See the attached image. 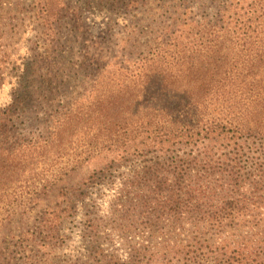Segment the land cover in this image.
I'll return each mask as SVG.
<instances>
[{"label": "trees", "instance_id": "trees-1", "mask_svg": "<svg viewBox=\"0 0 264 264\" xmlns=\"http://www.w3.org/2000/svg\"><path fill=\"white\" fill-rule=\"evenodd\" d=\"M50 2L0 0L47 53L0 109V264H264V0H115V54Z\"/></svg>", "mask_w": 264, "mask_h": 264}, {"label": "rangeland", "instance_id": "rangeland-1", "mask_svg": "<svg viewBox=\"0 0 264 264\" xmlns=\"http://www.w3.org/2000/svg\"><path fill=\"white\" fill-rule=\"evenodd\" d=\"M2 1L4 2V5H7V3L12 4L15 8L21 3L38 4L43 0ZM68 1L74 2L80 6L82 5L83 10H81V19L85 27L89 30L90 39L92 37L102 39L103 42L106 43V46L112 49L114 54L120 50L119 46L123 44V41L128 37L131 31L129 21L131 15H125L123 12L118 14L112 8L115 0ZM50 3L55 8L61 5V0H51ZM30 16V14L20 15L18 21L22 24L21 18H25V23L21 25L16 32L9 31L0 38V66L4 67V78H0V109H3L10 104L13 92L17 89H21V84L26 82L27 79L23 77V74L27 68L34 66L38 61V66H41V60L47 57V53L40 56L41 51L36 50L31 42V39H33L36 33L34 31L35 23H33ZM49 57L51 60L59 58L58 61L61 64V48L58 53L50 54ZM57 81L61 84V75H59ZM89 115L94 121V111ZM135 163L122 167L120 170L116 171L115 181L105 182V185L100 184L95 187L94 198H97L101 214H108L112 200L119 195L120 188L122 187L121 178L129 172L132 165H137ZM139 163L143 164L144 162L140 161ZM77 232L78 233L74 239V245L78 251V249L81 250L82 248V242L80 237L81 234L79 231ZM118 238L119 237H115L116 243L113 246L122 256H124L126 251L123 249L121 239Z\"/></svg>", "mask_w": 264, "mask_h": 264}]
</instances>
